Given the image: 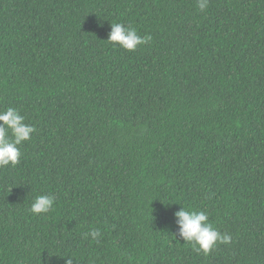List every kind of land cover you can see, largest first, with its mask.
Instances as JSON below:
<instances>
[{"label":"trees","instance_id":"obj_1","mask_svg":"<svg viewBox=\"0 0 264 264\" xmlns=\"http://www.w3.org/2000/svg\"><path fill=\"white\" fill-rule=\"evenodd\" d=\"M10 106L35 132L0 168V264H264V0H0ZM181 206L230 242L194 251Z\"/></svg>","mask_w":264,"mask_h":264},{"label":"clouds","instance_id":"obj_2","mask_svg":"<svg viewBox=\"0 0 264 264\" xmlns=\"http://www.w3.org/2000/svg\"><path fill=\"white\" fill-rule=\"evenodd\" d=\"M201 11L208 7V0H197ZM150 36H141L135 27L123 23H111L107 42L126 51H135L138 46L147 43ZM35 132L33 125L25 123V117L14 107L0 110V168L15 166L21 156L19 146L32 138ZM54 198L47 194L37 195L32 199L30 211L33 214L48 213L53 209ZM176 232L174 233L193 250L207 255L218 244H227L231 237L221 233L209 221L206 211H192L182 207L174 212ZM93 239L101 235L99 229H91ZM64 257V256H63ZM65 264H73V257L67 256Z\"/></svg>","mask_w":264,"mask_h":264}]
</instances>
